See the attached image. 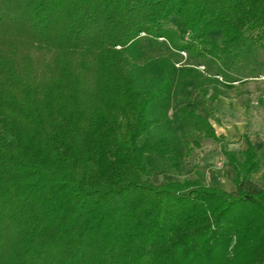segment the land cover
I'll return each instance as SVG.
<instances>
[{"label":"trees","instance_id":"obj_1","mask_svg":"<svg viewBox=\"0 0 264 264\" xmlns=\"http://www.w3.org/2000/svg\"><path fill=\"white\" fill-rule=\"evenodd\" d=\"M144 37L234 66L247 48L264 52V0H0V264H264L252 146L235 155L209 113L193 112L234 166L236 191L154 177L150 157L181 173L193 149L174 132L147 136L172 81L153 68L139 79L132 50Z\"/></svg>","mask_w":264,"mask_h":264},{"label":"rangeland","instance_id":"obj_2","mask_svg":"<svg viewBox=\"0 0 264 264\" xmlns=\"http://www.w3.org/2000/svg\"><path fill=\"white\" fill-rule=\"evenodd\" d=\"M169 26L176 31L178 42L186 43L191 40L190 31L183 27L180 19L172 18ZM209 37L211 40L220 41L218 32L211 33ZM245 51L244 57L233 66V57L199 60L189 53L171 50L168 43L153 46L145 37L133 48L132 56L136 60V70L141 81L146 79L152 68L157 71L158 82L166 78L172 81L170 95L165 103L155 108L158 103L155 102L150 108V118H158L161 122L155 125L147 136L157 141L161 138H169L170 133L174 132L175 142L180 144L178 146L182 147L180 149L185 155L188 147L193 149L182 161L181 173L172 167L167 156L150 157V167L159 182L162 181V171H168L178 176L180 180L199 179L211 186L216 174L227 173L223 168L227 163L221 151L222 145L212 139H206L204 125L192 116L193 112L200 116L209 113V120L216 127L219 135L226 126L238 120L237 114L215 109L214 103L208 99L214 91L237 99H244L247 95L248 99L244 101L243 106L245 111L240 113L241 119L253 123L264 119L261 112L264 111L261 108L264 105V78L258 76L259 79H252L256 76L252 72L255 63L264 67V52L250 48ZM154 108L157 111H154ZM159 109L164 113L167 112L171 123L163 118V113ZM197 143L200 144L199 147ZM226 147L239 156L242 144L232 143Z\"/></svg>","mask_w":264,"mask_h":264},{"label":"crops","instance_id":"obj_3","mask_svg":"<svg viewBox=\"0 0 264 264\" xmlns=\"http://www.w3.org/2000/svg\"><path fill=\"white\" fill-rule=\"evenodd\" d=\"M255 64L256 65L252 67V72L256 74V76L252 79H259L258 76L264 78V67H262L263 65L259 63ZM245 96L246 98L244 99H237L233 96L221 94L218 99L214 102L213 106L218 111L231 112L233 114H237L238 120L233 121L230 126H226V128L223 129V132L220 135L217 133L216 127L211 122L210 123L215 129L217 135L226 138L227 142L229 143L228 145L232 143L242 144V148L240 149L239 155L242 152H246L250 146L254 148L257 154V158L261 163V167L259 171L252 176V181L259 185L262 189H264V119L256 123H253L247 119H241L240 113L245 111L243 109L244 101H247L248 99L247 95ZM261 108L264 109V105ZM261 112L263 113L262 116L264 117V111ZM225 163L227 164L223 166V168L225 172L227 171V173L216 174L213 180V185L211 186L220 187L223 190L231 193L236 191L235 179L237 178V172L226 156Z\"/></svg>","mask_w":264,"mask_h":264},{"label":"built area","instance_id":"obj_4","mask_svg":"<svg viewBox=\"0 0 264 264\" xmlns=\"http://www.w3.org/2000/svg\"><path fill=\"white\" fill-rule=\"evenodd\" d=\"M163 40V39H162Z\"/></svg>","mask_w":264,"mask_h":264}]
</instances>
